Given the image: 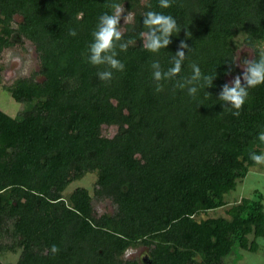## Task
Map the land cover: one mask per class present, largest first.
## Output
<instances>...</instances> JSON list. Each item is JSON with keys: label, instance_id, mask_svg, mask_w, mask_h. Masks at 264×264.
Wrapping results in <instances>:
<instances>
[{"label": "trees", "instance_id": "obj_1", "mask_svg": "<svg viewBox=\"0 0 264 264\" xmlns=\"http://www.w3.org/2000/svg\"><path fill=\"white\" fill-rule=\"evenodd\" d=\"M114 2L133 13L120 25L133 42L118 56L124 70L103 81L87 47ZM150 9L187 27L158 54L139 37ZM19 39L34 46L38 69L3 86L26 106L15 117L0 111V256L17 257L8 264H235L255 252L262 197H224L258 166L250 153L264 152V84L238 116L217 99L223 61L238 44L264 42V0H172L167 9L158 0H0V53ZM180 40L190 49L177 79L192 63L218 74L195 98L175 80L157 91L152 79V61L166 69ZM88 173L92 194L65 193ZM94 199L111 212L95 214Z\"/></svg>", "mask_w": 264, "mask_h": 264}, {"label": "clouds", "instance_id": "obj_2", "mask_svg": "<svg viewBox=\"0 0 264 264\" xmlns=\"http://www.w3.org/2000/svg\"><path fill=\"white\" fill-rule=\"evenodd\" d=\"M172 0H158V7L167 9L171 6ZM133 15L125 10L121 3L114 2L110 6V11L102 13L97 20L96 26L91 33L92 39L87 47L86 61L93 66H104L103 70L97 72L99 79L110 81L114 72L123 71L124 62L118 58L120 52H126L132 39L125 40L120 30L121 21L128 20ZM142 30L139 33L142 47L151 53H160L162 49H167L172 43L173 37H178L182 27L177 19L163 11L147 10L142 13ZM69 35L76 36V29H69ZM188 35V33H187ZM248 47L255 51V57L239 55L226 58L223 61V74L229 76L233 69L240 68L231 79L220 85L218 101L223 109L232 111L233 115H239V110L245 104L249 96V91L259 85L264 84V42L256 43L251 40L246 42ZM119 49V51H117ZM190 49L185 40H180L176 51L172 53L169 66L164 69L158 60L151 63L152 79L156 83V90L162 87V81L175 80L176 86L186 90L188 96L195 98L201 90H206L213 86L217 78V71L212 74L203 73L197 63L190 65L189 75L177 79L185 65L186 52ZM207 94H210L206 91ZM259 141L264 142V131L257 133ZM250 159L256 165H264V152H251ZM264 191V188L261 189ZM59 249L56 245L51 246L53 253Z\"/></svg>", "mask_w": 264, "mask_h": 264}, {"label": "rangeland", "instance_id": "obj_3", "mask_svg": "<svg viewBox=\"0 0 264 264\" xmlns=\"http://www.w3.org/2000/svg\"><path fill=\"white\" fill-rule=\"evenodd\" d=\"M143 1V0H142ZM130 18L126 21H129ZM15 22L20 21L18 16L14 18ZM124 21V22H126ZM124 23L123 21H121ZM240 42L236 39V44ZM241 58L245 56L252 57V50L242 44H238L235 49V56ZM38 60L34 50V46L28 40L19 39L12 47L4 49L0 53V111L3 113L15 117L20 110H22L25 104L16 102L11 95L3 89V86L10 85L18 77H29L30 74L37 71ZM239 71L241 70L238 68ZM234 75L226 76L225 80L231 82ZM36 79L41 78L37 75ZM115 131L114 127H102V134L105 136H111ZM95 176L94 174L88 173L82 179L73 181L70 183L65 193L71 191L74 187L81 186L88 190L92 194L94 187ZM264 165H258L257 167L251 168L242 180L236 181L235 186L230 190L224 197V200L228 201H239L242 197H253L255 194L262 197V203L264 206ZM93 209L95 214L100 215L106 212H111L112 207L108 200L103 201H92ZM212 213H217L213 211ZM258 248L254 253L242 252L239 253L241 256L235 264H264V240L259 239ZM141 249H134L126 252V256L140 254ZM17 259L15 254H6L0 256V263L8 264L15 262Z\"/></svg>", "mask_w": 264, "mask_h": 264}]
</instances>
